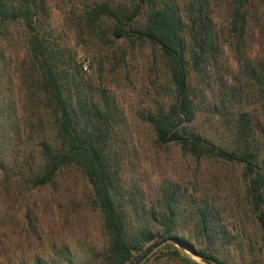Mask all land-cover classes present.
Masks as SVG:
<instances>
[{
	"label": "trees",
	"instance_id": "obj_1",
	"mask_svg": "<svg viewBox=\"0 0 264 264\" xmlns=\"http://www.w3.org/2000/svg\"><path fill=\"white\" fill-rule=\"evenodd\" d=\"M260 3L264 0H102L88 5L79 22L103 46L147 49L155 93L132 119L145 125L156 148L177 145L197 159L241 166L245 199L264 231V26L260 56L247 53L252 23L264 25ZM218 7L226 14L228 44L238 64L230 76L220 68ZM47 18L44 0H0L3 183L9 172L2 143L21 150L12 160L17 173L10 183L16 192L55 188L67 172L82 175L104 234L102 252L88 264H137L166 239L177 240L206 264H225L214 245L229 239L228 224L213 203L190 198L194 236L185 237L175 221L181 192L166 182L144 188L131 179L139 130L115 87L103 82L104 59L116 71L127 51L120 57L116 51L100 54L93 79L82 71L76 52L46 32ZM28 208L24 217L31 233L34 218ZM199 241L204 249L196 246ZM165 248H171L167 255L187 260L173 244ZM34 264L44 263L35 258Z\"/></svg>",
	"mask_w": 264,
	"mask_h": 264
},
{
	"label": "rangeland",
	"instance_id": "obj_2",
	"mask_svg": "<svg viewBox=\"0 0 264 264\" xmlns=\"http://www.w3.org/2000/svg\"><path fill=\"white\" fill-rule=\"evenodd\" d=\"M96 1L102 0H44L48 13L45 30L56 42L76 52L82 71L93 79L98 75L96 60H99L100 54L108 56L110 51H116L120 57L122 50L127 51L123 65L116 71L110 61L104 59L103 82L115 87L127 116L135 121L132 119L133 114L147 105L155 93L150 86L152 71H148V51L140 47L129 48L127 45L112 48L109 44L103 46L87 35L80 27L79 15ZM263 4L260 3L257 8V12L260 11L258 14H262L260 8ZM215 21L223 50L220 68L223 74L230 76L231 73H237L238 64L228 44L223 8L218 7ZM261 26H264L262 21L259 24L252 23V32L248 36L247 53L252 57L261 54ZM17 36L16 47L20 51L22 32L19 31ZM10 57L13 58V54ZM132 125L139 130L141 144L137 148V160L132 162L135 167L130 174L131 179L136 184L138 181V185L144 188L153 181L166 182L181 192L178 213L175 215V221L181 227L179 232L185 237L194 236L191 231L193 223L189 217L190 198L206 199L216 206L220 217L228 224L229 239L223 242L216 240V257L225 264H264V231L260 229L245 199L241 166L214 157L197 159L177 145L156 148L151 145L150 132L144 124L132 122ZM262 144L264 148V135ZM1 150L9 179L3 183L0 171V264H34L35 258L44 264H66L65 258H70L74 264H88L101 253L104 248L101 218L91 206L90 189L84 177L67 172L58 180L55 188L31 193L16 192L10 183V178L17 173L12 160L15 154L21 157V150L14 144L11 148L5 143L1 144ZM31 150L34 155L33 145ZM27 206L34 218L29 227L31 233H28L24 217ZM167 244H173L187 260L167 255L171 249L165 248ZM195 244L204 249L201 241ZM192 263L206 264L196 253L177 244L166 243L154 247L137 264Z\"/></svg>",
	"mask_w": 264,
	"mask_h": 264
},
{
	"label": "water",
	"instance_id": "obj_3",
	"mask_svg": "<svg viewBox=\"0 0 264 264\" xmlns=\"http://www.w3.org/2000/svg\"><path fill=\"white\" fill-rule=\"evenodd\" d=\"M166 243H174V244H177L178 246H180L181 248H184V247H183V246H182L177 240H174V239H166L165 241L161 242L160 245H161V244H166ZM158 245H159V244H158ZM153 249H154V248H153ZM152 251H153V250H152ZM152 251H151V252H152ZM151 252H150V253H151ZM150 253H149V254H150ZM147 256H148V255H147Z\"/></svg>",
	"mask_w": 264,
	"mask_h": 264
},
{
	"label": "built area",
	"instance_id": "obj_4",
	"mask_svg": "<svg viewBox=\"0 0 264 264\" xmlns=\"http://www.w3.org/2000/svg\"><path fill=\"white\" fill-rule=\"evenodd\" d=\"M84 69H86V68L84 67Z\"/></svg>",
	"mask_w": 264,
	"mask_h": 264
}]
</instances>
